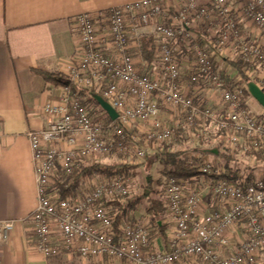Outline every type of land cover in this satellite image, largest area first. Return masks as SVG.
<instances>
[{
	"label": "built area",
	"instance_id": "obj_1",
	"mask_svg": "<svg viewBox=\"0 0 264 264\" xmlns=\"http://www.w3.org/2000/svg\"><path fill=\"white\" fill-rule=\"evenodd\" d=\"M74 29L80 43L69 85L43 107L46 127L27 133L37 186L28 221L37 252L100 264H264V170L244 186L239 173L195 156L197 177L164 184V242L150 216L116 224L111 203L129 196V176L85 177L68 197L55 180L114 147L133 145L142 160L206 131L219 135L225 152H264V110L250 108L248 88L254 82L264 92V0H142L79 15ZM150 37L153 62L139 66L141 41ZM81 90L96 91L117 122H101ZM164 110L173 116L164 119ZM142 128L140 140L132 132ZM210 198L222 203L209 205ZM16 225L0 221V243Z\"/></svg>",
	"mask_w": 264,
	"mask_h": 264
},
{
	"label": "crops",
	"instance_id": "obj_2",
	"mask_svg": "<svg viewBox=\"0 0 264 264\" xmlns=\"http://www.w3.org/2000/svg\"><path fill=\"white\" fill-rule=\"evenodd\" d=\"M139 1L0 0V221H17L8 241L0 243V264H100L79 256L45 259L37 252L28 221L37 205V186L27 133L48 123L43 107L58 98L61 86L47 81L44 74L66 76L80 43L75 18ZM136 62L141 66L147 61L137 56ZM172 116L163 111L164 119ZM144 131L132 133L142 136ZM207 203L220 206L211 198ZM165 219L166 214L160 225L163 235L159 228L162 241Z\"/></svg>",
	"mask_w": 264,
	"mask_h": 264
},
{
	"label": "trees",
	"instance_id": "obj_3",
	"mask_svg": "<svg viewBox=\"0 0 264 264\" xmlns=\"http://www.w3.org/2000/svg\"><path fill=\"white\" fill-rule=\"evenodd\" d=\"M154 46H155V40L153 37L150 38H144L141 41V54L142 59L147 62H153V56H154ZM233 66L239 71L240 74L243 73V66L239 63H234ZM46 77V80L49 82H52L56 86H68L69 82L65 75L61 73H54V74H44ZM74 90H76L75 87H73ZM82 96H87L89 99L87 103L90 105L92 109V113L97 112H104L98 102L95 100V96L99 95L96 91H80ZM106 114V112H104ZM117 121H113L109 119V123L115 124ZM179 143V142H177ZM206 141L204 139L199 140V145L194 149V154L202 155V151L200 150ZM127 145V144H126ZM165 145V144H164ZM164 145L160 146L163 147ZM129 146V144H128ZM166 147V146H164ZM170 144L167 145L166 148L162 151V153H157L160 163L163 165V181L162 184L164 185L167 180L170 178H176V179H184L191 182L192 178L197 177L199 174L198 172L192 168L191 161L192 159L185 157L184 149L179 148V150L172 151L170 150ZM159 148V149H160ZM158 149V150H159ZM181 149V150H180ZM156 150V151H158ZM168 150V151H167ZM237 153V152H236ZM245 155L253 160H255L257 163H262L264 165V152L260 153H254V152H248L245 153ZM219 156L221 158V164L224 165V167L229 170L230 164L234 161H237V159L234 158V153L231 152H225L222 149L221 146V152L219 153ZM139 166L135 167H128L125 165H111V166H105L101 164L91 165V166H85L80 167L75 170L73 176L71 178H64L58 180V187L61 191V194L63 197L72 196L76 189L80 186L82 180L85 177H90L94 175H102L106 177H112L115 175H126L130 176V172L134 169H138ZM256 179V176L254 174H248L245 176L242 185L246 186L250 183H252ZM67 185H71L69 188H66ZM149 203V206L147 208V212L150 215L152 221L156 222L158 227L161 230L162 235L165 233L162 229L163 227L160 226V223L163 221L165 214H166V208H165V201H162L161 199H151L148 194H144L139 199H134L128 201V203L125 204V206H122V201H116L112 203V206H118L120 210H122L121 213H116L117 220L116 224H120L124 220L125 212H128L131 210L133 212L138 205L144 200ZM121 203V204H120ZM129 208V209H128Z\"/></svg>",
	"mask_w": 264,
	"mask_h": 264
},
{
	"label": "rangeland",
	"instance_id": "obj_4",
	"mask_svg": "<svg viewBox=\"0 0 264 264\" xmlns=\"http://www.w3.org/2000/svg\"><path fill=\"white\" fill-rule=\"evenodd\" d=\"M250 108L253 111L259 113L264 110V108L260 106V104L252 97H251ZM100 112L102 113V116L99 117L100 121L103 123L105 122L108 123L110 117L107 115V113L105 114L102 111ZM138 136H139L138 138L142 140L143 136L141 135ZM203 139L206 141V143L200 149L203 153L202 155L194 154V149L198 147L197 145H199V141H194L191 139L183 140L184 142L181 143L170 144L171 146L170 150L176 151L179 150V148L184 149V151H186L185 157H188L193 160L195 156H201L203 160H208L214 163L216 167L223 168L224 167V165H222L223 162L222 164H218V165L216 164L218 161L219 163H221V158L219 156V153L221 152V143L219 142V135L215 134V132L213 131L211 132L206 131L204 132ZM164 146L167 147V145ZM164 146L161 148L159 147L160 149L158 151L149 152L146 158L142 160L137 158V156L135 155V147L133 145L126 152H120L117 147H114L112 148L111 153L101 158L90 160L89 163L86 164V166L89 167L91 165H96V164H101L105 166L107 165L108 166L125 165L128 167L139 166L138 169H134L130 172L129 177L132 179L130 194L127 198L122 200L123 207L125 206L126 203H128V201L139 199L144 194H148L151 199H159V200L161 199L162 201H166L164 195L165 194L164 185L162 184L163 165L160 163L159 157L157 155L158 152L162 153L164 148H166ZM234 158L237 159V161H234L233 163L230 164L229 170L239 173L238 175H241L242 177H245L246 175L251 173L256 176L259 172L264 170V165L262 163H257L255 160L247 157L244 153H239V152L234 153ZM94 176L106 177L102 175L101 176L94 175ZM80 188L81 186L78 187L76 190H80ZM216 201L219 205L222 203V201L219 199H216ZM148 206L149 203L146 201V199H144L133 212H131V210L125 212L126 214L123 219L124 222L127 223L132 221L135 222L140 218H142L143 216H150L147 212ZM113 209L115 213L123 214L121 212L122 210H120L118 206L115 207L113 206Z\"/></svg>",
	"mask_w": 264,
	"mask_h": 264
},
{
	"label": "water",
	"instance_id": "obj_5",
	"mask_svg": "<svg viewBox=\"0 0 264 264\" xmlns=\"http://www.w3.org/2000/svg\"><path fill=\"white\" fill-rule=\"evenodd\" d=\"M248 88L251 96L264 108V92L254 82L249 83ZM95 100L111 120H117L118 113L108 102H106L100 95L95 96Z\"/></svg>",
	"mask_w": 264,
	"mask_h": 264
}]
</instances>
